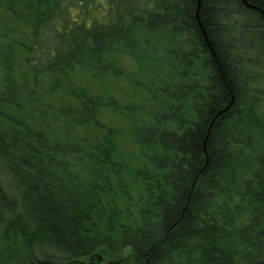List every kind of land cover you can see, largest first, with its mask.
Listing matches in <instances>:
<instances>
[{"label":"trees","instance_id":"1","mask_svg":"<svg viewBox=\"0 0 264 264\" xmlns=\"http://www.w3.org/2000/svg\"><path fill=\"white\" fill-rule=\"evenodd\" d=\"M245 2L200 0L196 15L197 0H0L31 29L30 76L52 87L147 49L177 78L127 114L144 192L127 215L103 197L124 172L111 130L76 136L108 103L72 90L59 128L0 53V264H264V0Z\"/></svg>","mask_w":264,"mask_h":264},{"label":"rangeland","instance_id":"2","mask_svg":"<svg viewBox=\"0 0 264 264\" xmlns=\"http://www.w3.org/2000/svg\"><path fill=\"white\" fill-rule=\"evenodd\" d=\"M30 35L31 29L22 22L18 7H16L15 14L0 9V53L6 51L7 48L13 50L12 75L14 80L27 82L30 86L37 87L43 105L53 109L49 111L54 113L50 118L55 126L60 128L58 121H64L61 116L57 120L58 110L66 104L73 106L74 100L70 96L72 90H86L108 103L97 117L100 127L89 126L84 131L78 127L76 136L93 142L95 137L101 139L107 129L111 130L110 135L121 154V158L117 161L124 172L118 179L112 176L111 190L107 187L103 197L127 215L135 214L134 212L142 204L144 192L141 181L134 178L132 169L138 168L143 157L138 146L131 140L127 114L131 112L138 115L140 112L150 111L154 104L149 100L148 93L164 82H175L176 74L149 49L142 55L139 53L137 59L125 52H114L112 61L115 64V70L112 73L95 76L90 71L76 68L65 82L58 87H52L49 84L51 76L33 78L29 74L26 47H28ZM1 61L0 58V84L7 74L1 66Z\"/></svg>","mask_w":264,"mask_h":264},{"label":"water","instance_id":"3","mask_svg":"<svg viewBox=\"0 0 264 264\" xmlns=\"http://www.w3.org/2000/svg\"><path fill=\"white\" fill-rule=\"evenodd\" d=\"M242 2H243V3H246L245 0H242ZM199 4H200V0H197L196 15H197V13H198ZM247 6H248V5H247ZM248 7H252V6H248ZM202 32H203V30H202ZM203 33H204V32H203ZM204 35H205V34H204ZM205 41H206L208 47H210V46H209V43H208V41H207V39H206V37H205ZM211 52H212V50H211ZM212 54H213V52H212ZM213 56H214V54H213ZM214 57H215V56H214ZM229 106H230V105H229ZM229 106H228V107H229ZM228 107H226V108H224L223 110H220V111L217 112V114L212 118V120H211V122H210V124H209L208 130L210 129V126H211L212 122H213V121H214L219 115H221L222 113H224V112L228 109Z\"/></svg>","mask_w":264,"mask_h":264}]
</instances>
